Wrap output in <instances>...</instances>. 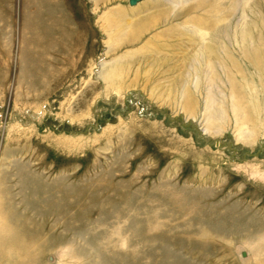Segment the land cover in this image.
I'll return each instance as SVG.
<instances>
[{
	"label": "rangeland",
	"instance_id": "obj_1",
	"mask_svg": "<svg viewBox=\"0 0 264 264\" xmlns=\"http://www.w3.org/2000/svg\"><path fill=\"white\" fill-rule=\"evenodd\" d=\"M0 264H264V0H0Z\"/></svg>",
	"mask_w": 264,
	"mask_h": 264
},
{
	"label": "bare ground",
	"instance_id": "obj_2",
	"mask_svg": "<svg viewBox=\"0 0 264 264\" xmlns=\"http://www.w3.org/2000/svg\"><path fill=\"white\" fill-rule=\"evenodd\" d=\"M119 12V11H118ZM120 17L117 19L116 21H119V23H116V26L119 27L120 25L124 27H129V25L126 23V20L124 19V15L123 13L120 11ZM130 14V13H129ZM116 16V15H115ZM113 16V17H115ZM134 27V26H133ZM126 28V29H127ZM116 29V28H115ZM117 32V31H116ZM110 34L113 33L112 30L109 31ZM122 35V34H120ZM119 35V36H120ZM116 36V35H115ZM111 37H113L111 35ZM122 37V36H121ZM142 51V50H141ZM186 54V53H185ZM145 57V56H144ZM147 57V56H146ZM176 57V56H175ZM148 58V57H147ZM182 58V57H181ZM209 59V58H208ZM139 60V59H138ZM186 60V58L184 59ZM146 61V60H145ZM165 61V60H164ZM114 63V61H113ZM106 64V63H105ZM186 64V63H185ZM108 65V64H107ZM187 65V64H186ZM105 68V67H104ZM144 68V67H143ZM138 69V68H137ZM122 72H124V74H122ZM126 66L125 64H123L121 62V60H118L117 62H115L114 64L111 63V66L106 67V70H103V72H101V77L104 79L106 86L111 89V90H120L121 87H124L123 85H126V82L124 80H126ZM169 74V73H168ZM183 76V75H182ZM128 77V76H127ZM131 81V80H130ZM152 82V81H151ZM187 83V82H186ZM128 85V84H127ZM134 85V84H133ZM160 85H162V82L160 83ZM179 83H177L175 80H168V86L169 87H178ZM131 86V85H130ZM132 88V87H131ZM124 89V88H123ZM193 91V90H192ZM179 97V96H178ZM193 96H190V98L187 100L186 103V107L187 110L189 112V114H194L196 117V109H197V104H196V99L192 98ZM188 98V97H187ZM177 100V99H176ZM172 101V100H171ZM173 102V101H172ZM171 103V102H170ZM219 108V107H218ZM210 109V108H209ZM222 109V108H221ZM207 110V109H206ZM232 110V109H231ZM224 111V110H223ZM233 111L235 112L236 115V121L238 124V127H236V135H237V139L241 142L244 143H253V141H255V137H257V132L255 130V127L250 128L248 126V122L245 121V118H242V113L239 112V109L236 105H233ZM213 112L215 113V111L213 110ZM220 112V111H218ZM232 112V111H231ZM233 113V112H232ZM213 116V115H212ZM211 115L207 116V121H205L204 123H207L205 125V130L206 131H212V129L214 130L215 127L211 126L212 124L214 126H219L220 122H215L214 118H212ZM244 117V116H243ZM229 118V117H227ZM232 118V117H231ZM220 119V118H219ZM217 124V125H216ZM225 124V123H224ZM235 124V123H233ZM223 125V124H222ZM226 126V125H225ZM216 131V130H214ZM215 134V133H214Z\"/></svg>",
	"mask_w": 264,
	"mask_h": 264
},
{
	"label": "water",
	"instance_id": "obj_3",
	"mask_svg": "<svg viewBox=\"0 0 264 264\" xmlns=\"http://www.w3.org/2000/svg\"><path fill=\"white\" fill-rule=\"evenodd\" d=\"M139 2V0H129V3L131 5H136ZM247 252L243 251V256H246Z\"/></svg>",
	"mask_w": 264,
	"mask_h": 264
}]
</instances>
